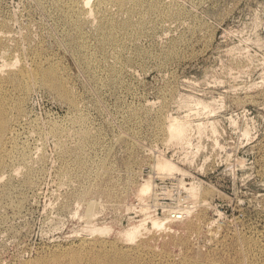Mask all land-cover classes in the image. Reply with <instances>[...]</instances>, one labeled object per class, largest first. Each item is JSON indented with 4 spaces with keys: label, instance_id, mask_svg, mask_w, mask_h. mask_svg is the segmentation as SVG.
I'll use <instances>...</instances> for the list:
<instances>
[{
    "label": "rangeland",
    "instance_id": "1",
    "mask_svg": "<svg viewBox=\"0 0 264 264\" xmlns=\"http://www.w3.org/2000/svg\"><path fill=\"white\" fill-rule=\"evenodd\" d=\"M98 1L0 0V264H264V0ZM37 66L75 105L8 84Z\"/></svg>",
    "mask_w": 264,
    "mask_h": 264
},
{
    "label": "bare ground",
    "instance_id": "2",
    "mask_svg": "<svg viewBox=\"0 0 264 264\" xmlns=\"http://www.w3.org/2000/svg\"><path fill=\"white\" fill-rule=\"evenodd\" d=\"M83 1L86 2V0H83ZM125 1L126 0H99L96 6H97V10L100 11L104 7V5H106L108 2H110V3L114 2L115 3L114 5L116 6V5H122ZM79 2L81 3L82 1H79ZM79 4L77 3L76 7H78ZM82 5H83V3H82ZM86 17L89 18L88 15ZM80 21H81V19L74 21L75 26L78 30L80 29V25H81ZM101 26L102 27H99V31H100L101 36L103 37V41L100 42V44L102 43V46L115 43L116 42L115 37H116V34L118 31L122 32V31H126V30H129L132 28V24L130 22L115 23L114 24V22H111V21H108L105 19L102 21ZM20 70L18 71L19 72L18 74L12 75V77H10L8 80V84L12 85L15 88V90L18 91L19 93L23 94L26 91L28 92L31 84L40 83L43 86L47 87L48 89L54 91L61 98L68 100V102L70 101L72 104L75 105L74 97L72 96L69 89H67L65 87V85L62 83V76L60 75V73L57 72V69L54 68L53 66L51 68H49V70L43 69L42 66H37V68H34L32 71L25 70L24 68L23 69L21 68ZM2 75H3V73H2ZM22 99L20 97L18 99V102H17V104L19 105L20 108L23 105ZM7 100H8V97H7V93L5 92V87H4V85L0 86V151H1L0 152V161H1L0 162V168L2 167L1 165H2L3 161L5 160V158L3 159V156H2L3 153H5V152L2 149L4 148V145L5 146L7 145L6 139H7V134H8V130L10 127V119H9L10 114H8V110H10V108L7 106ZM74 105H72V106H74ZM172 122H174V121H172ZM187 132H188V126L186 123L176 122L174 124L169 125V133H170V137L172 139H178V140H179V138L183 139V137L186 136ZM82 133H83L81 135L82 143L86 144L88 142L90 133L88 134L86 129L83 130ZM8 157H10V156H8ZM165 166H167V165H165ZM165 166H163V167L165 168ZM168 167H167V169H168ZM171 169L173 170L174 168H171ZM148 186H150V185H148ZM150 188H151V186H150ZM157 224L158 223L155 221L154 225H157ZM135 227L128 229L127 231L124 232L123 236L126 237L127 240L134 241L138 237V235L140 234V228H138V227L135 228ZM155 227H158V226H155ZM159 232H160V230H159ZM71 261H72V264H81L80 258L78 255L72 257ZM70 264H71V262H70ZM92 264H137V263L133 262L132 258L130 259V256H128L127 254H123L120 251H118L117 249H113L112 251H103V252H100L99 254H97L94 257Z\"/></svg>",
    "mask_w": 264,
    "mask_h": 264
}]
</instances>
